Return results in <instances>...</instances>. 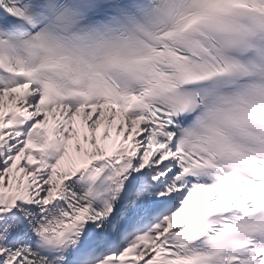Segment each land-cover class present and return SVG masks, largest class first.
Returning a JSON list of instances; mask_svg holds the SVG:
<instances>
[{
  "label": "snow or ice",
  "instance_id": "obj_1",
  "mask_svg": "<svg viewBox=\"0 0 264 264\" xmlns=\"http://www.w3.org/2000/svg\"><path fill=\"white\" fill-rule=\"evenodd\" d=\"M0 264H264V0H0Z\"/></svg>",
  "mask_w": 264,
  "mask_h": 264
}]
</instances>
